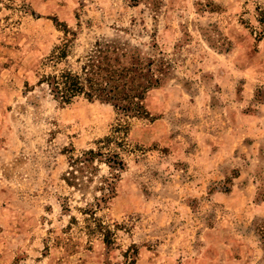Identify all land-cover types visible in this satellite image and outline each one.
<instances>
[{
	"label": "rangeland",
	"instance_id": "obj_1",
	"mask_svg": "<svg viewBox=\"0 0 264 264\" xmlns=\"http://www.w3.org/2000/svg\"><path fill=\"white\" fill-rule=\"evenodd\" d=\"M259 10L264 0H0V264H264ZM65 39L59 68L77 70L97 40L162 59L148 116L55 101L37 82ZM101 147L126 164L96 209L109 244L79 212L108 168L77 188L63 180L72 157Z\"/></svg>",
	"mask_w": 264,
	"mask_h": 264
},
{
	"label": "trees",
	"instance_id": "obj_2",
	"mask_svg": "<svg viewBox=\"0 0 264 264\" xmlns=\"http://www.w3.org/2000/svg\"><path fill=\"white\" fill-rule=\"evenodd\" d=\"M259 11L264 25V10ZM68 32L64 29L65 35ZM68 47L69 40L65 39L41 62V68L45 70L40 73L37 83L46 85L55 101L65 105L82 96L88 101L109 103L125 117L148 116L144 99L149 90L162 83L166 72L162 59L144 55L137 47L127 44L97 40L77 70L68 66L59 68L62 62L67 64L65 58ZM109 144L110 137L102 146L107 148ZM101 149H87L72 157L70 169L63 180L67 185L77 188L84 182H93L99 165L108 168L109 176L100 175L94 187V191L99 194L93 195V203H86L87 206L81 207L79 212L85 216L87 234L98 232L103 241L109 244L111 230L96 215V209L111 198L115 190L114 180L119 178L126 164L117 151L103 152ZM70 221H75V217H71Z\"/></svg>",
	"mask_w": 264,
	"mask_h": 264
}]
</instances>
